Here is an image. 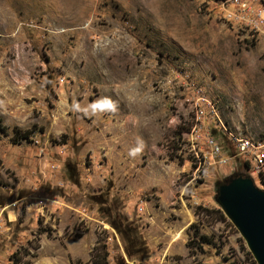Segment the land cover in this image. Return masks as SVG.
I'll list each match as a JSON object with an SVG mask.
<instances>
[{"label":"rangeland","instance_id":"rangeland-1","mask_svg":"<svg viewBox=\"0 0 264 264\" xmlns=\"http://www.w3.org/2000/svg\"><path fill=\"white\" fill-rule=\"evenodd\" d=\"M254 32L216 0H0V264H258L217 201L252 178L227 130L264 142Z\"/></svg>","mask_w":264,"mask_h":264},{"label":"water","instance_id":"water-1","mask_svg":"<svg viewBox=\"0 0 264 264\" xmlns=\"http://www.w3.org/2000/svg\"><path fill=\"white\" fill-rule=\"evenodd\" d=\"M217 201L244 237L258 264H264V189L250 176L219 185Z\"/></svg>","mask_w":264,"mask_h":264},{"label":"built area","instance_id":"built-area-1","mask_svg":"<svg viewBox=\"0 0 264 264\" xmlns=\"http://www.w3.org/2000/svg\"><path fill=\"white\" fill-rule=\"evenodd\" d=\"M225 17L239 26L252 28L255 33L264 27V0H216ZM235 143L236 149L248 163H252L251 176L261 183L264 189V142L257 141L250 136H239L228 131ZM209 145L217 157L223 156V148L214 140H209ZM5 223V209L0 206V228Z\"/></svg>","mask_w":264,"mask_h":264},{"label":"clouds","instance_id":"clouds-1","mask_svg":"<svg viewBox=\"0 0 264 264\" xmlns=\"http://www.w3.org/2000/svg\"><path fill=\"white\" fill-rule=\"evenodd\" d=\"M72 107L74 111L83 112L85 115H88L89 112L92 114L103 113V112H114L117 108V103L110 97L102 96L97 98L95 101H92L86 107L73 100ZM143 150V142L138 140L137 145L130 149L129 155L135 157Z\"/></svg>","mask_w":264,"mask_h":264},{"label":"trees","instance_id":"trees-1","mask_svg":"<svg viewBox=\"0 0 264 264\" xmlns=\"http://www.w3.org/2000/svg\"><path fill=\"white\" fill-rule=\"evenodd\" d=\"M1 122H2V121H1V119H0V130H2V131H7L8 128H7L5 125H3ZM14 131H15V136H16L17 138H19L20 140H21V139L29 138V136H30V134H31V132H32L31 130H24V131H23V130L18 129V128H15ZM200 209H203V208H202V207H198V210H199V211H200ZM198 210H197V213L199 212ZM203 210H204L205 214L208 215V216H212L213 213L215 212L214 209L204 208ZM216 212H217L218 215H219L218 219H219V218H223V219L225 218V215H224V213H223V211H222L221 209H217ZM192 242H193V246H194V247H198L199 249H202V246H203L204 243H208V244H210V243H212V240H211L209 237H207L206 235L201 234V235H200V239L194 240V241H192ZM188 244H189V243H188ZM99 247H100V245H96V246L94 247V249H93V256H94V254L97 253V251L99 250Z\"/></svg>","mask_w":264,"mask_h":264}]
</instances>
